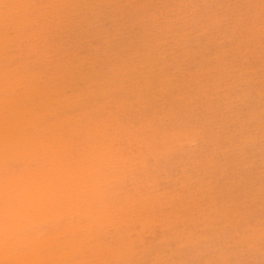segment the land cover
<instances>
[{
    "label": "rangeland",
    "instance_id": "rangeland-1",
    "mask_svg": "<svg viewBox=\"0 0 264 264\" xmlns=\"http://www.w3.org/2000/svg\"><path fill=\"white\" fill-rule=\"evenodd\" d=\"M2 1L0 185L34 182L0 197L9 261L32 244L31 264H264V0Z\"/></svg>",
    "mask_w": 264,
    "mask_h": 264
},
{
    "label": "bare ground",
    "instance_id": "bare-ground-1",
    "mask_svg": "<svg viewBox=\"0 0 264 264\" xmlns=\"http://www.w3.org/2000/svg\"><path fill=\"white\" fill-rule=\"evenodd\" d=\"M3 1H4V0H3ZM3 1H2V5H3ZM56 1H57V0H56ZM62 1H63V0H62ZM80 1H81V0H80ZM204 1H205V0H204ZM25 2H26V0H25ZM91 2H93V1H91ZM151 2H152V1H151ZM0 3H1V2H0ZM5 3H6V0H5ZM165 3L167 4V2H165ZM169 3H170V1H169ZM200 3H201V2H200ZM202 3H203V2H202ZM253 3H254V2H253ZM28 4H29V3H28ZM91 4H92V3H91ZM145 4H146V3H145ZM152 4H153V3H152ZM162 4H163V3H162ZM184 4H185V3H184ZM203 4H204V3H203ZM4 5H6V4H4ZM25 5H26V4H25ZM73 5H74V4H73ZM177 5H178V4H177ZM185 5H186V4H185ZM236 5H237V4H236ZM0 6H1V5H0ZM57 6H58V5H57ZM81 6H82V5H81ZM164 6H165V5H164ZM4 7H5V6H4ZM6 7H7V6H6ZM26 7H27V6H26ZM33 7H34V6H33ZM155 7H156V6H155ZM167 7H168V6H167ZM171 7H172V6H171ZM181 7H182V6H181ZM181 7H180V8H181ZM184 7H185V6H184ZM232 7H233V6H232ZM261 7H262V6H261ZM37 8H38V7H37ZM37 8H36V9H37ZM77 8H78V7H77ZM149 8H150V7H149ZM187 8H188V7H187ZM195 8H196V7H195ZM24 9H25V8H24ZM79 9H80V8H79ZM225 9H226V8H225ZM26 10H27V9H25V11H26ZM177 10H178V9H177ZM184 10H185V9H184ZM203 10H204V9H203ZM180 11H181V10H180ZM193 11H194V10H193ZM9 12H10V9H9ZM28 12H29V10H28ZM259 12H260V11H259ZM11 13H12V12H11ZM11 13H9V14H11ZM25 13H27V12H25ZM38 13H39V12H38ZM150 13H151V12H150ZM160 13H161V12H160ZM165 13H166V10H165ZM171 13H172V12H170V14H171ZM189 13H190V12H189ZM194 13H195V12H194ZM226 13H227V12H226ZM7 14H8V13H7ZM66 14H67V13H66ZM195 14H196V13H195ZM27 15H28V13H27ZM165 15H166V14H165ZM183 15H184V14H183ZM185 15H186V14H185ZM185 15H184V16H185ZM257 15H258V14H257ZM28 16H29V15H28ZM28 16H27V17H28ZM34 16H36V15H34ZM34 16H33V18H34ZM79 16H80V15H79ZM161 16H162V15H161ZM184 16H183V17H184ZM187 16H188V15H187ZM229 16H230V15H229ZM99 17H100V16H99ZM177 17H178V16H177ZM226 17H227V15H226ZM226 17H225V18H226ZM21 18H22V17H21ZM36 18H37V17H36ZM81 18H82V17H81ZM200 18H201V17H200ZM28 19H29V18H28ZM67 19H69V18H67ZM70 19H71V18H70ZM70 19H69V20H70ZM191 19H192V18H191ZM261 19H262V18H261ZM86 20H87V19H86ZM166 21H167V20H166ZM183 21H184V19H183ZM256 21H257V19H256ZM16 22H17V21H16ZM21 22H22V21H21ZM27 22H28V21H27ZM70 22H71V21H70ZM197 22H198V21H197ZM17 23H19V22H17ZM68 23H69V22H68ZM74 23H75V22H74ZM85 23H86V22H85ZM155 23H156V22H155ZM190 23H191V22H190ZM22 24H23V22H22ZM24 24H25V23H24ZM34 24H37V23H34ZM38 24H39V23H38ZM65 24H66V23H65ZM69 24H70V23H69ZM71 24H72V23H71ZM183 24H184V23H183ZM219 24H220V23H219ZM160 25H161V24H160ZM166 25H167V24H166ZM173 25H174V23H173ZM6 26H7V25H6ZM40 26H41V25H40ZM56 26H57V25H56ZM156 26H157V25H156ZM184 26H185V25H184ZM186 26H187V25H186ZM2 27H4V25L1 26V28H2ZM11 27H12V26H11ZM62 27H64V26H62ZM79 27H80V26H79ZM164 27H165V26H164ZM167 27H168V26H167ZM52 28H53V27H52ZM70 28H71V27H70ZM263 28H264V27H263ZM22 29H23V28H22ZM64 29H65V28H64ZM71 29H72V28H71ZM260 29H261V28H260ZM19 30H20V29H19ZM39 30H40V29H39ZM34 31H35V30H34ZM82 31H84V30H82ZM161 31H162V30H161ZM38 32H39V31H38ZM49 32H50V31H49ZM59 32H60V31H59ZM75 32H76V31H75ZM165 32H166V30H165ZM33 33H34V32H33ZM92 33H93V32H92ZM144 33H145V32H144ZM157 33H158V32H157ZM161 33H162V32H161ZM52 34H53V33H52ZM52 34H51V35H52ZM56 34H57V33H56ZM63 34H64V33H63ZM69 34H70V33H69ZM159 34H160V33H159ZM27 35H28V34H27ZM31 35H32V32H31V34H30L29 36H31ZM165 35H166V34H165ZM165 35H164V36H165ZM167 35H168V34H167ZM255 35H256V34H255ZM24 36H25V35H24ZM43 36H45V35H43ZM74 36H75V34H74ZM105 36H106V35H105ZM160 36H162V35H160ZM184 37H185V36H184ZM78 38H79V37H78ZM169 38H170V37H169ZM180 38H181V37H180ZM32 39L34 40V37H32ZM1 40H2V39H1ZM27 40H28V39H27ZM46 40H47V39H46ZM60 40H61V39H60ZM64 40H65V39H64ZM146 40H147V39H146ZM153 40H154V39H153ZM30 41H31V40H30ZM35 41H36V40H35ZM61 41H62V40H61ZM4 42H5V41H4ZM41 42H42V41H41ZM72 42H73V41H72ZM129 42H130V41H129ZM9 43H10V42H9ZM29 43H30V42H29ZM35 43H36V42H35ZM55 43H56V42H55ZM102 43H103V42H102ZM3 44H4V43H3ZM3 44H2V45H3ZM68 44H69V43H68ZM72 44H73V43H72ZM263 44H264V43H263ZM2 45H1V46H2ZM33 45H34V44H33ZM55 45H56V44H55ZM1 46H0V47H1ZM19 46H20V45H19ZM68 46H69V45H68ZM82 46H83V45H82ZM16 47L19 48L18 46H16ZM36 48H37V46H36ZM63 48H64V47H63ZM68 48H69V47H68ZM9 49H10V48H9ZM161 49H162V48H161ZM44 50H45V49H44ZM53 50H55V49H53ZM62 50H64V49H62ZM31 51H32V50H31ZM48 51H49V50H48ZM51 51H52V50H51ZM59 52H60V51H59ZM67 52H68V51H67ZM92 52H93V51H92ZM34 53H35V52H34ZM53 53H54V52H53ZM74 53H75V52H74ZM40 54H41V53H40ZM67 54H68V53H67ZM44 55H45V53H44ZM217 55H218V54H217ZM247 55H248V54H247ZM42 56H43V55H42ZM46 56H47V54L45 55V57H46ZM132 56H133V55H132ZM49 57H50V56H49ZM82 57H83V56H82ZM149 57H150V56H149ZM174 57H175V55H174ZM251 58H252V57H251ZM214 59H215V58H214ZM135 60H136V59H135ZM68 61H69V60H68ZM188 61H189V60H188ZM223 61H224V60H223ZM60 63H61V62H60ZM79 63H80V62H79ZM223 63H224V62H223ZM226 63H227V62H226ZM8 64H9V63H8ZM8 64H7V65H8ZM59 65H60V64H59ZM241 65H242V64H241ZM119 66H120V64H119ZM230 66H231V65H230ZM246 66H247V65H246ZM7 67H8V66H7ZM139 67H140V66H139ZM11 68H12V67H11ZM11 68H10V69H11ZM14 68H15V67H14ZM59 68H60V67H59ZM59 68H58V69H59ZM181 68H182V67H181ZM196 68H197V67H196ZM198 68H199V67H198ZM10 69H7V70H10ZM64 69H65V68H64ZM70 69H71V68H70ZM121 69H122V68H121ZM214 69H215V68H214ZM4 70H5V69H4ZM7 70H6V71H7ZM15 70H16V69H15ZM66 70H67V69H66ZM124 70H125V69H124ZM133 70H134V69H133ZM198 70H199V69H198ZM201 70H202V68H201ZM231 70H232V69H231ZM21 71H22V69H21ZM21 71H20V72H21ZM23 71H24V69H23ZM240 71H241V70H240ZM13 72H14V71H13ZM79 72H80V71H79ZM181 72H182V71H181ZM24 73H25V72H24ZM29 73H30V72H29ZM33 73H34V72H33ZM50 73H51V72H50ZM139 73H140V72H139ZM198 73H199V72H198ZM15 74H17V73H15ZM30 74H31V73H30ZM13 75H14V74H13ZM17 75H19V74H17ZM27 75H28V74H27ZM32 75H33V74H32ZM151 75H152V74H151ZM172 75H173V74H172ZM201 75H203V74H201ZM224 75H225V74H224ZM7 76H8V75H7ZM24 76H25V75H24ZM173 76H174V75H173ZM178 76H179V75H178ZM4 77H5V76H4ZM142 77H143V76H142ZM229 77H230V76H229ZM15 78H16V77H15ZM26 78H28V77H26ZM173 78H175V77H173ZM200 78H201V77H200ZM3 79H4V78H3ZM17 79H18V78H17ZM22 79H25V78H22ZM35 79H36V78H35ZM52 79H53V78H52ZM163 79H164V78H163ZM176 79H177V78H176ZM198 79H199V78H198ZM220 79H221V78H220ZM14 80H15V79H14ZM36 80H37V79H36ZM145 80H146V79H145ZM21 81H22V80H21ZM221 81H222V80H221ZM10 82H11V81H10ZM12 82H13V83H12V85H13L15 81H12ZM27 82H28V81H27ZM33 82H34V80H33ZM5 83H6V82H5ZM29 83H30V82H29ZM215 83H216V82H215ZM253 84H254V82H253ZM10 85H11V84H10ZM12 85H11V86H12ZM31 85H33V84H31ZM31 85H30V87H31ZM43 85H44V84H43ZM130 85H131V84H130ZM5 86H6V85H5ZM218 86H219V85H218ZM6 87H7V86H6ZM6 87H5V88H6ZM17 87H18V86H17ZM226 87H227V86H226ZM8 88H9V87H8ZM8 88H7V89H8ZM11 88H13V90H14L15 87H11ZM23 88H24V87H23ZM27 88H29V87H27ZM198 88H199V87H198ZM201 88H202V87H201ZM15 89H16V88H15ZM146 89H147V88H146ZM10 90H11V92H12V89H10ZM121 90H122V89H121ZM178 90H179V89H178ZM216 90H217V89H216ZM2 91H3V90H2ZM8 92H9V90H8ZM8 92H6V93H8ZM14 93H16V92H14ZM14 93H13V94H14ZM29 93H30V92H29ZM229 93H230V92H229ZM33 94H34V93H33ZM90 94H91V93H90ZM160 94H161V93H160ZM170 94H171V93H170ZM219 94H220V93H219ZM30 95H31V94H30ZM144 95H145V94H144ZM227 95H228V94H227ZM144 97H145V96H144ZM263 97H264V96H263ZM11 98H13V97H11ZM15 98H16V96H15ZM236 98H237V96H236ZM131 99H132V98H131ZM85 100H86V99H85ZM0 101H1V100H0ZM204 101H205V100H204ZM204 101H203V102H204ZM143 102H144V101H143ZM140 103H141V102H140ZM9 104H10V103H9ZM17 104H18V103H17ZM184 104H185V103H184ZM229 107H230V106H229ZM178 109H179V108H178ZM229 109H230V108H229ZM53 110H54V109H53ZM181 110H182V109H181ZM258 110H259V109H258ZM29 111H30V110H29ZM49 111H50V110H49ZM1 112H2V111H1ZM172 112H173V111H172ZM176 112H177V111H176ZM222 112H223V111H222ZM29 113H30V112H29ZM30 114H31V113H30ZM215 114H216V113H215ZM185 115H186V114H185ZM239 115H240V114H239ZM44 118H45V116H44ZM175 119H176V118H175ZM253 119H254V118H253ZM39 120H41V119H39ZM249 120H250V119H249ZM37 121H38V120H37ZM3 122H4V121H3ZM201 122H202V121H201ZM21 123H22V122H21ZM161 123H162V122H161ZM167 123H168V122H167ZM229 123H230V122H229ZM241 123H242V122H241ZM247 123H248V122H247ZM162 124H163V123H162ZM183 125H184V124H183ZM253 125H254V124H253ZM227 126H228V125H227ZM23 127H24V126H23ZM206 127H207V126H206ZM212 127H213V126H212ZM217 127H218V126H217ZM14 128H15V127H14ZM79 128H80V127H79ZM242 128H243V127H242ZM242 128H241V129H242ZM251 128H252V127H251ZM23 129H24V128H23ZM209 129H210V128H209ZM2 130H3V129H2ZM246 130H247V129H246ZM248 130H249V129H248ZM6 131H7V130H6ZM13 131H14V130H13ZM4 132H5V131H4ZM177 132H179V131H177ZM214 132H215V131H214ZM26 133H27V132H26ZM55 133H56V132H55ZM55 133H54V134H55ZM100 133H101V132H100ZM6 134H7V133H6ZM174 134H175V133H174ZM254 134H255V133H254ZM14 135H15V134H14ZM215 135H216V134H215ZM250 135H251V134H250ZM0 136H1V135H0ZM45 136H46V135H45ZM52 136H53V135H52ZM52 136H51V137H52ZM56 136H57V135H56ZM178 136H179V135H178ZM51 137H49V138H51ZM49 138H48L47 140H49ZM53 138H54V137H53ZM59 138H60V137H59ZM96 138H97V137H96ZM34 139H35V138H34ZM43 139H44V138H43ZM45 139H46V138H45ZM45 139H44V140H45ZM56 139H57V137H56ZM142 139H143V138H142ZM175 139H176V138H175ZM212 139H213V138H212ZM212 139H211V140H212ZM23 140H24V139H23ZM51 140H52V139H51ZM51 140H50V141H51ZM69 140H70V139H69ZM72 140H73V139H72ZM72 140H71V142H72ZM97 140H98V139H97ZM97 140H96V141H97ZM40 141H42V140H40ZM96 141H95V142H96ZM164 141H165V140H164ZM1 142H2V141H1ZM20 142H21V141H20ZM30 142H31V141H30ZM32 142H33V141H32ZM51 142H52V141H51ZM53 142H54V141H53ZM22 143H23V142H22ZM36 143H37V142H36ZM47 143H48V142H47ZM49 143H50V142H49ZM116 143H117V142H116ZM135 143H136V142H135ZM140 143H141V142H140ZM143 143H145V142H143ZM211 143H212V142H211ZM216 143H217V142H216ZM24 144H25V143H24ZM52 144H54V143H52ZM164 144H165V143H164ZM11 145H12V144H11ZM45 145H46V144H45ZM57 145H59V144L56 143V146H57ZM24 146H25V145H24ZM33 146H34V145H33ZM48 146L51 147V145H49V144H48ZM52 146H54V145H52ZM56 146H55V147H56ZM65 146H66V145H65ZM112 146H113V145H112ZM147 146H148V145H147ZM30 147H31V146H30ZM52 148H54V147H52ZM119 148H120V147H119ZM242 148H243V147H242ZM74 149H75V148H74ZM123 149H124V148H123ZM127 149H128V148H127ZM30 150H31V149H30ZM84 150H85V149H84ZM86 150H87V148H86ZM139 150H140V149H139ZM145 150H146V149H145ZM21 151H22V150H21ZM53 151H55V150H53ZM91 151H93V150H91ZM137 151H138V150H137ZM43 152H44V151H43ZM88 152H89V151H88ZM93 152H94V151H93ZM93 152H92V153H93ZM106 152H108V150H107ZM115 152H116V151H115ZM115 152H114V153H115ZM130 152H131V151H130ZM148 152H149V151H148ZM18 153H19V152H18ZM188 153H189V152H188ZM94 154H95V153H94ZM124 154H126V153H124ZM16 155H18V154H16ZM115 155H116V154H115ZM136 155H137V154H136ZM27 156H28V155H27ZM65 156H66V154H65ZM101 156H102V154H101ZM125 156H127V155H125ZM128 156H129V155H128ZM226 156H227V155H226ZM33 157H34V156H33ZM43 157H44V156H43ZM61 157H62V156H61ZM99 157H100V156H99ZM103 157H104V156H103ZM85 158H86V157L84 156V159H85ZM92 158H93V157H92ZM95 158H97V157H95ZM101 158H102V157H101ZM104 158H107V157H104ZM125 158H127V157H125ZM128 158H129V157H128ZM169 158H170V157H169ZM3 159H4V158H3ZM80 159H81V158H80ZM82 159H83V158H82ZM84 159H83V160H84ZM88 159H89V157H88ZM116 159H117V158H116ZM121 159H122V158H121ZM134 159H135V158H134ZM37 160H38V158H37ZM92 160H94V158H93ZM105 160H106V159H105ZM123 160H124V159H123ZM127 160H129V159H127ZM130 160H131V159H130ZM163 160H164V159H163ZM53 161H55V160H53ZM66 161H67V160H66ZM88 161H89V160H88ZM97 161H98V160H97ZM100 161H102V159H100ZM114 161H115V159H114ZM120 161H121V160H120ZM140 161H141V160H140ZM213 161H214V160H213ZM29 162H30V161H29ZM70 162H71V161H70ZM86 162H87V161L85 160V163H86ZM95 162H96V161H95ZM118 162H119V161H118ZM121 162H122V161H121ZM7 163H8V162H7ZM73 163H74V162H73ZM82 163L84 164V162H82ZM101 163L103 164V162H101ZM104 163H105V162H104ZM133 163H134V162H133ZM133 163H132V164H133ZM5 164H6V163H5ZM44 164H45V163H44ZM57 164H58V163H57ZM60 164H61V163H60ZM68 164H69V163H68ZM78 164H79V163H78ZM98 164L100 165V163H98ZM50 166H51V165H50ZM61 166H62V165H61ZM83 166H84V165H83ZM83 166H82V167H83ZM85 166H86V165H85ZM88 166H89V165H88ZM100 166H101V165H100ZM115 166H116V165H115ZM117 166H118V165H117ZM3 167H4V166H3ZM40 167H41V166H40ZM43 167H44V166H43ZM46 167H47V166H46ZM53 167H54V166H53ZM55 167H56V165H55ZM103 167H104V166H103ZM106 167H108V166H106ZM111 167H112V166H111ZM33 168H34V167H33ZM61 168H62V167H61ZM88 168H89V167H88ZM100 168H101V167H100ZM100 168H98V169H100ZM104 168H105V167H104ZM129 168H130V167H129ZM151 168H152V167H151ZM5 169H6V168H5ZM31 169H32V168H30V170H31ZM45 169H46V168H45ZM58 169H59V168H58ZM86 169H87V168H86ZM109 169H110V168H109ZM243 169H244V168H243ZM2 170H3V169H2ZM36 170H37V169H36ZM43 170H44V169H43ZM80 170H81V169H80ZM96 170H97V169H96ZM33 171H34V170H33ZM44 171H45V170H44ZM55 171H56V170H55ZM63 171H64V170H63ZM77 171H78V170H77ZM87 171H88V170H87ZM89 171H90V170H89ZM215 171H217V170H215ZM223 171H224V170H223ZM35 172H37V171H35ZM46 172H47V171H46ZM75 172H76V171H75ZM90 172H93V171H90ZM101 172H102V171H101ZM111 172H112V171H111ZM121 172H122V171H121ZM121 172H120V173H121ZM0 173H1V171H0ZM23 173H24V171H23ZM30 173H31V172H30ZM32 173H33V172H32ZM38 173H39V172H38ZM50 173H51V172H50ZM50 173H49V174H50ZM58 173H59V172H58ZM69 173H70V172H69ZM73 173H74V172H73ZM80 173H81V172H80ZM80 173H79V174H80ZM84 173H85V172H84ZM103 173H104V172H103ZM106 173H107V172H106ZM128 173H130V172H128ZM7 174H8V172H7ZM21 174H22V173H21ZM25 174H26V173H25ZM25 174H24V175H25ZM27 174H28V173H27ZM47 174H48V173H47ZM86 174H87V172H86ZM91 174H92V173H91ZM96 174H97V172H96ZM115 174H117V173H115ZM126 174H127V173H126ZM126 174H125V175H126ZM2 175H3V173H2ZM2 175H1V176H2ZM36 175H37V174H36ZM42 175H43V174H42ZM63 175H65V173H64ZM108 175H109V174H108ZM122 175H123V174H122ZM202 175H203V174H202ZM3 176H4V175H3ZM15 176H16V175H15ZM15 176H14V177H15ZM17 176H19V177H17V179H16V177H15V179L17 180L16 182H14V183H12V184H9V182L11 181V180H10V181L4 182V184L2 183V185H0V186L2 187V188H0V197H1V198H6L5 196H8L7 199L10 200L11 197H13V196H15V195H16V196H18V195L23 196V198L25 197L26 199H27L30 195H31V197H33L32 195H33L34 193L32 192L33 194H30V193L28 192L30 195H27V194H28L27 191L29 190V187H30V186L32 187L31 184L34 183V182L31 183L32 180H29V182H26V181L24 182V179H23V177H22L23 175H21V177H22L23 180H21V179L18 180V178H20V175H17ZM27 176H28V175H27ZM27 176L25 175L24 177H27ZM32 176H33V175H32ZM34 176H35V175H34ZM45 176H46V175H45ZM70 176H71V175H70ZM70 176H69V177H70ZM97 176H98V175H97ZM99 176H100V174H99ZM99 176H98V177H99ZM102 176H103V175H102ZM4 177H5V176H4ZM12 177H13V176H12ZM61 177H62V176H61ZM69 177H68V178H69ZM71 177H72V176H71ZM88 177H89V176H88ZM103 177H104V176H103ZM113 177H114V176H113ZM44 178H45V177H44ZM59 178H60V177H59ZM59 178H58V179H59ZM77 178H78V177H77ZM82 178H83V177H82ZM89 178H91V177H89ZM101 178H102V177H101ZM214 178H215V177H214ZM2 179H3V178H2ZM2 179H1V180H2ZM7 179H9L8 176H7ZM7 179H5V181H6ZM15 179L13 178L11 182H13ZM31 179H32V178H31ZM36 179H37V178H36ZM46 179H47V177H46ZM49 179H51V178L49 177ZM69 179H70V178H69ZM98 179H99V178H98ZM116 179H117V178H116ZM120 179H121V178H120ZM120 179H119V180H120ZM1 180H0V181H1ZM37 180H39V178H38ZM41 180H42V179H41ZM41 180H40V181H41ZM88 180H89V179H88ZM93 180H94V182L96 181L95 179H93ZM123 180H124V179H123ZM33 181H35V180H33ZM44 181H45V180H44ZM61 181H62V180H61ZM61 181H60V182H61ZM76 181H77V180H76ZM78 181H79V178H78ZM97 181H98V180H97ZM129 181H130V180H129ZM85 182H86V181H85ZM85 182H84V183H85ZM103 182H106V181L104 180ZM39 183H40V182H39ZM41 183H42V182H41ZM43 183H46V182H43ZM47 183H50V181L48 182V179H47ZM80 183H81V182H80ZM91 183H92V182H91ZM113 183H114V182H113ZM119 183H120V182H119ZM51 184H52V182H51ZM61 184H62V183H61ZM75 184H76V183H75ZM77 184L79 185L78 182H77ZM109 184H112V183L109 182L108 185H109ZM10 185H12V186H11L10 189H9V186H10ZM39 185H40V184H39ZM41 185H42V184H41ZM43 185H45V184H43ZM52 185H53V184H52ZM62 185H63V184H62ZM64 185H65V184H64ZM71 185H73V184H71ZM85 185H86V184H85ZM88 185H89V184H88ZM102 185H103V184H102ZM106 185H107V182H106ZM236 185H237V184H236ZM69 186H70V185H69ZM80 186H81V185H80ZM82 186H83V185H82ZM109 186H110V185H109ZM123 186H124V185H123ZM60 187H61V186H60ZM114 187H116V184H115ZM228 187H229V186H228ZM42 188H43V187H39L38 185L35 186V190L37 189L36 191H34L35 194H37V193H38V194H40V193H42V194L45 193V194H46V193H47V195H48V192H44V190H42ZM47 188H48V187H47ZM50 188H52V187H50ZM61 188H63V190L65 189L64 187H61ZM76 188H77V187L75 186V189H76ZM105 188H107V187L105 186ZM120 188H121V187H120ZM31 189L33 190V188H31ZM39 189H40V190H39ZM86 189H87V188H86ZM86 189H84L83 191H85ZM100 189H101V188H100ZM7 190H9V191H7ZM45 190H47V189H45ZM63 190H62V191H63ZM90 190H91V189H90ZM90 190H89V191H90ZM105 190H106V189H105ZM108 190H109V189H108ZM108 190H107V191H108ZM115 190H116V189H115ZM229 190H230V189H229ZM29 191H30V190H29ZM54 191H56V190H54ZM77 191H78V190H77ZM86 191H87V190H86ZM99 191H101V190H99ZM103 191H104V188H103ZM111 191H112V189H111ZM137 191H138V190H137ZM67 192H68V191H67ZM108 192H109V191H108ZM213 192H214V191H213ZM26 193H27V194H26ZM55 193H56V192H55ZM55 193L53 194V192H52L53 195H55ZM82 193H83V192H82ZM94 193H95V192H94ZM97 193H98V192H97ZM99 193H100V192H99ZM101 193H102V192H101ZM62 194H63V193H62ZM69 194H70V192H69ZM69 194H68V195H69ZM72 194H73V193H72ZM87 194H88V193H86V195H87ZM89 194H90V193H89ZM103 194L105 195V193H103ZM106 194H107V193H106ZM120 194H121V193H120ZM127 194H128V193H127ZM139 194H140V193H139ZM40 195H41V194H40ZM47 195H46V196H47ZM49 195H50V192H49ZM59 195H60V193H59ZM65 195H66V194H65ZM84 195H85V193H84ZM86 195H85V197H86ZM129 195H130V194H129ZM141 195H142V194H141ZM207 195H208V194H207ZM20 196H19V197H20ZM41 196H42V195H41ZM51 196H52V195H51ZM55 196H56V195H55ZM79 196H80V195H79ZM109 196H110V195H109ZM115 196H116V195H115ZM138 196H139V195H138ZM213 196H214V195H213ZM31 197H30V199H31ZM36 197H37V196H36ZM38 197H39V195H38ZM38 197H37V198H38ZM42 197H44V196H42ZM49 197H50V196H49ZM52 197H53V196H52ZM57 197H58V196H57ZM59 197H62V196H59ZM65 197H66V196H64V198H65ZM68 197H69V196H68ZM68 197H67V198H68ZM81 197H82V196H81ZM83 197H84V196H83ZM91 197H92V196H91ZM91 197H90V198H91ZM140 197H141V196H140ZM207 197H208V196H207ZM23 198H22V199H23ZM34 198H35V197H34ZM54 198L56 199V197H54ZM72 198H73V197H72ZM108 198H109V197H108ZM108 198H107V199H108ZM113 198H115V197H113ZM116 198H118V197H116ZM116 198H115V199H116ZM123 198H124V197H123ZM137 198H138V197H137ZM12 199H13V198H12ZM20 199H21V198H20ZM26 199H25V200H26ZM30 199H29V200H30ZM39 199H40V198H39ZM42 199H43V198H42ZM52 199H53V198H52ZM57 199H58V198H57ZM61 199H62V198H61ZM76 199H77V198H76ZM76 199H75V200H76ZM80 199H81V198H80ZM93 199H94V198H93ZM95 199H96V198H95ZM128 199H129V198H128ZM35 200H38V199H35ZM35 200H33V201H35ZM40 200H41V199H40ZM49 200H50V201H53V200H51V199H49ZM63 200H64V199H63ZM75 200H74V201H75ZM132 200H133V198H132ZM20 201H21V200H20ZM33 201H32V202H33ZM50 201H49V202H50ZM56 201L58 202V200H56ZM71 201H72V200H71ZM89 201H90V200H89ZM102 201H103V203H104V200H102ZM102 201H101V202H102ZM110 201H111V200H110ZM153 201H154V200H153ZM18 202H19V198H18ZM39 202H40V201H39ZM45 202H46V201H45ZM47 202H48V201H47ZM54 202H55V201H54ZM54 202H53V203H54ZM59 202H60V200H59ZM72 202H73V201H72ZM79 202H80V201H79ZM99 202H100V201H99ZM149 202H150V201H149ZM3 203H4V202H3ZM3 203H2V204H3ZM14 203H15V202H14ZM14 203H13V204H14ZM35 203H36V201H35ZM40 203H42V202H40ZM64 203H65V201H64ZM93 203H94V202H93ZM97 203H98V202H97ZM105 203H106V202H105ZM125 203H126V202H125ZM236 203H237V202H236ZM4 204H5V203H4ZM15 204H16V203H15ZM30 204H32V203H28V201H27L26 203H23V202L20 203V202H19L18 207H17V205L15 206V207H17L16 210H15V208L13 207V209H14V212H13V215H12L13 218H14V216H16V215L18 216V215L20 214L21 216H25V217H27V218L30 216V217H29V219H30L33 215H35V214L32 215V212H34V211H33L34 208L31 209V207H30V208L28 207ZM76 204H77V201H76ZM85 204H86V203H85ZM90 204H91V203H90ZM107 204H108V203H107ZM111 204H112V202H111ZM123 204H124V203H123ZM141 204H142V203H141ZM148 204H149V203H148ZM10 205H11V204H10ZM32 205L34 206V204H32ZM45 205L47 206V204H45ZM45 205H44V206H45ZM49 205H50V204H49ZM53 205H54V204H53ZM59 205H60V203H59ZM61 205H63V204L61 203ZM61 205H60V206H61ZM81 205H83V204H81ZM81 205H80V207H81ZM97 205H98V204H97ZM99 205H100V204H99ZM101 205H102V204H101ZM146 205H147V204H146ZM151 205H152V204H151ZM36 206H37V205H36ZM50 206H51V205H50ZM57 206H58V204H57ZM67 206H68V205H67ZM72 206H73V204H72ZM72 206H71V207H72ZM102 206H103V205H102ZM112 206H113V205H112ZM129 206H130V205H129ZM129 206H128V207H129ZM4 207H5V206H4ZM9 207H10V206H9ZM40 207H41V206H40ZM53 207H55V206H53ZM74 207L76 208V205H75V204H74ZM86 207H87V206H86ZM88 207L90 208V206H88ZM91 207H92V206H91ZM113 207H114V206H113ZM143 207H145V205H144ZM38 208H39V206L37 207V209H38ZM60 208H61V207H60ZM62 208H63V206H62ZM93 208L96 209V207H93ZM99 208H100V207H99ZM119 208H120V207H119ZM150 208H151V207H150ZM243 208H244V207H243ZM248 208H249V207H248ZM46 209H49V207L47 206V208H41V209L39 210V211H41V212H39V211H38V212H39L40 214H43V213H44V210H46ZM55 209H56V208H55ZM66 209H67V208H66ZM78 209H79V211H80V208H78ZM91 209H92V208H91ZM102 209H103V208H102ZM104 209H105V208H104ZM111 209H112V208H111ZM120 209H121V208H120ZM124 209H125V208H124ZM126 209H127V208H126ZM251 209H252V208H251ZM52 210H53V209H52ZM56 210H57V209H56ZM68 210H69V208H68ZM73 210H75V209H73ZM76 210H77V209H76ZM96 210H97V209H96ZM96 210H95V212H96ZM128 210H129V209H128ZM131 210H133V209H131ZM49 211H50V210H49ZM64 211H65V210H64ZM71 211H72V209L70 210V212H71ZM79 211L77 210V213H78ZM84 211H85V210H84ZM88 211L90 212V209H88ZM93 211H94V209H93ZM97 211H98V210H97ZM104 211H106V209H105ZM126 211H127V210H126ZM47 212H48V210H47ZM56 212H57V211H56ZM68 212H69V211H68ZM72 212H73V211H72ZM81 212H82V211H81ZM111 212H112V211H111ZM114 212H115V211H114ZM114 212H113V213H114ZM1 213H2V212H1ZM5 213H6V212H5ZM5 213H4V215H5ZM7 213H8V214H11V213H12V210H11V209L8 210ZM14 213H15V214H14ZM18 213H19V214H18ZM35 213H36V212H35ZM50 213H51V212H50ZM58 213H60V211H59ZM77 213H76V214H77ZM85 213H86V212H85ZM103 213H104V212H103ZM105 213H106V212H105ZM105 213H104V214H105ZM36 214L38 215V213H36ZM55 214H56V213H55ZM80 214H81V213H80ZM92 214H93V213H92ZM98 214H99V213H97V215H98ZM115 214H116V213H115ZM37 215L34 216V217H37ZM52 215H54V212H53ZM52 215H51L50 217H52ZM82 215H83V214H82ZM89 215H90V214H89ZM150 215H151V214H150ZM63 216H64V215H63ZM70 216H71V215H70ZM249 216H250V215H249ZM19 217H20V216H18V221L21 223L22 220L20 221ZM25 217H24V218H25ZM38 217H39V216H38ZM41 217H43V216L41 215L40 218H41ZM50 217H49V218H50ZM100 217H101V215H100ZM119 217H120V216H119ZM129 217H130V216H129ZM242 217H243V216H242ZM32 218H33V217H32ZM40 218L38 219V221L40 220ZM56 218H57V217H56ZM60 218H61V217H60ZM66 218H67V217H66ZM70 218H71V217H70ZM82 218H83V217H82ZM107 218H108V216H107ZM111 218L113 219V217H111ZM115 218H116V217H115ZM130 218H131V217H130ZM135 218H136V217H135ZM25 219H26V218H25ZM29 219H27V220H29ZM58 219H59V217H58ZM61 219H62V218H61ZM98 219H100V218H98ZM122 219H123V217H122ZM142 219H143V218H142ZM146 219H147V218H146ZM34 220H35V219H34ZM41 220H43V218H42ZM51 220H52V219H51ZM83 220H85V219H83ZM135 220H136V219H135ZM6 221H7V220H6ZM23 221H25V220H23ZM38 221H37V222H38ZM44 221H45V220H44ZM44 221H43V222H44ZM67 221H68V220H67ZM70 221H71V220H70ZM99 221H101V220H99ZM103 221H104V220H103ZM109 221H110V220H109ZM116 221H117V220H116ZM4 222H5V221H4ZM10 222H11V221H10ZM31 222H32V221H31ZM41 222H42V221H41ZM79 222H80V221H79ZM79 222H78V223H79ZM84 222H85V221H84ZM86 222H87V221H86ZM96 222H98V220H97ZM112 222H114V221H112ZM123 222H124V221H123ZM17 223H18V222H17ZM45 223H47V222H45ZM45 223H43V224L45 225ZM48 223H49V222H48ZM78 223H77V224H78ZM93 223H95V222H93ZM99 223H100V222H99ZM101 223H102V222H101ZM262 223H264V222H262ZM11 224H14V223H11ZM11 224H9V225H8V224H6V225H2L3 227H0V228H2V229L4 230V232H6V233L9 232V231L11 232V231L13 230V225H11ZM24 224H25V223H24ZM24 224H23V226L26 228L28 222H27V224H25L26 226H25ZM29 224H30V223H29ZM40 224H41V223H40ZM86 224H87V223H86ZM10 225H11V226H10ZM15 225H16V224H15ZM36 225H38V224H36V221H35L34 226L36 227ZM47 225H48V224H46V226H47ZM61 225H62V223H61ZM67 225H68V224H67ZM73 225H74V223H73ZM78 225H79V224H78ZM78 225H77V230H78ZM80 225L82 226L83 224H80ZM90 225H91V224H90ZM90 225L88 224L89 227H90ZM92 225H93V224H92ZM97 225H98V224H97ZM153 225H154V224H153ZM158 225H159V224H158ZM9 226H10V227H9ZM18 226H19V228H20V225H18ZM18 226H17V227H18ZM21 226H22V225H21ZM39 226H40V225H39ZM48 226H49V225H48ZM50 226H51V225H50ZM85 226H86V225H85ZM27 227H28V226H27ZM32 227H33V224H32V226H30V228H32ZM61 227H62V226H61ZM63 227H64V226H63ZM68 227H70V226H68ZM89 227H88V228H89ZM123 227H124V226H123ZM30 228H28V229H30ZM56 228H57V226H56ZM80 228H81V227H80ZM17 229H18V228H16V230L14 229L16 233H17ZM22 229H23V227H22ZM47 229H49V228H47ZM92 229H93V228H92ZM94 229H95V228H94ZM116 229H117V228H116ZM120 229H121V228H120ZM126 229H128V228L126 227ZM32 230H33V229H31V231H32ZM34 230H37V229H34ZM34 230H33V231H34ZM49 230H50V229H49ZM65 230H67V229L65 228ZM69 230H72V231H73L74 229L72 228V229H69ZM69 230H68V231H69ZM84 231H85V230H84ZM89 231H90V230H89ZM167 231H168V230H167ZM4 232H3V233H4ZM13 232H14V231H13ZM13 232L11 233V235L13 234ZM15 232H14L13 235L16 234ZM18 232H19V231H18ZM26 232H27V231H26ZM58 232H59V231H58ZM70 232H71V231H70ZM102 232H103V231H102ZM32 233H34V232H32ZM37 233H38V232H37ZM40 233H41V232H40ZM42 233H43V232H42ZM42 233H41V234H42ZM54 233H55V232H54ZM60 233H62V232H60ZM63 233H64V231H63ZM90 233H92V232H90ZM23 234H24V233H23ZM57 234H58V233H57ZM57 234L55 233V235H57ZM71 234H73V233H71ZM71 234H70V235H71ZM86 234H88V233H86ZM5 235H6V234H5ZM9 235H10V234H9ZM9 235H8V236H9ZM29 235H30V234H29ZM32 235H33V234H32ZM32 235H30V236H32ZM35 235H36V233H35ZM52 235H53V233H52ZM60 235H61V234H59V235H57V236L59 237ZM62 235H63V234H62ZM64 235H65V233H64ZM92 235H93V234H92ZM6 236H7V235H6ZM18 236H19V235H18ZM21 236H22V233H21ZM21 236H20V237H21ZM43 236H44V234H43ZM4 237H5V236H3L2 238H3V239L8 238V237H5V238H4ZM11 237H13V236H11ZM16 237H17V236H16ZM23 237L26 239V237L28 238L29 236H24V235H23ZM23 237H22V240L24 239ZM45 237H47V235H46ZM55 237H56V236H55ZM55 237H54V238H55ZM63 237H64V236H63ZM95 237H96V236H95ZM9 238H10V236H9ZM33 238H34V237H33ZM36 238H37V235H36ZM36 238H35V239H36ZM49 238H50V237H49ZM61 238H62V237H61ZM69 238H70V236H69ZM96 238H97V237H96ZM17 239H20V238H17ZM25 239L23 240V242L25 241ZM30 239H31V238H30ZM35 239H34V240H35ZM38 239H39V238H38ZM51 239H52V238H51ZM51 239H50V240H51ZM58 239H59V238H58ZM65 239H66V238H65ZM65 239H63V240H65ZM75 239L77 240V238H75ZM8 240H9V239H8ZM28 240H29V239H28ZM41 240H42V241L44 240V242H45V238H44V239H41ZM41 240H40V241H41ZM53 240H54V239H53ZM56 240H57V238H56ZM56 240H55V241H56ZM61 240H62V239H61ZM61 240H60V241H61ZM73 240H74V239H73ZM79 240H80V239H79ZM85 240H86V239H85ZM85 240H84V241H85ZM6 241H7V239L5 240V242H6ZM26 241H27V239H26ZM32 241H33V240H32ZM32 241H31V242H32ZM46 241H48L47 238H46ZM66 241H67V240H66ZM96 241H98V240H96ZM100 241H101V240H100ZM216 241H217V240H216ZM0 242H1V241H0ZM3 242H4V241H3ZM3 242H2V243H3ZM5 242H4V243H5ZM7 242H9V241H7ZM14 242H15V240H14ZM17 242H18V241H17ZM44 242H42V243H44ZM53 242H54V241H53ZM58 242H59V241H58ZM73 242H76V241H73ZM73 242H72V243H73ZM21 243H22V242H21ZM28 243H29V241H28ZM55 243H56V242H55ZM64 243H65V242H64ZM67 243H68V242H67ZM72 243H71V244H72ZM88 243H89V242H88ZM11 244H12V243H11ZM13 244H14V243H13ZM34 244L37 245V243H34ZM39 244H40V243H39ZM47 244H48V243H46V245H47ZM52 244H53V243H52ZM56 244H57V243H56ZM82 244H83V243H82ZM82 244H81V245H82ZM95 244H97V243H95ZM131 244H132V243H131ZM0 245H1V244H0ZM2 245H3V244H2ZM2 245H1V246H2ZM25 245H26V242H25ZM46 245H45V246H46ZM67 245H68V244H67ZM73 245H74V244H73ZM78 245H79V244H78ZM85 245H87V244H85ZM99 245H100V244H99ZM120 245H121V244H120ZM1 246H0V259H2L1 261H3V259H5V258H6V260L8 259V261H7L8 264H31V263H33V262H31V258H29L30 255H32L33 253H35V251H37V249H38V251H40V248H37V247H35V245L30 244V246L28 245L29 247H27V248L25 249V252H22L23 254L21 253V255H15V256H12V258H10V260H11V262H10V261H9V258H8V256H9L8 254H12V253H14V252L17 253V252H16L17 250L15 249L16 251H13V252H12V249L9 250L6 246H4L5 248L3 249V247H1ZM18 246H22V244H21V245H18ZM23 246H24V244H23ZM51 246H52V245H51ZM51 246H50V248H52ZM69 246H70V243H69ZM116 246H117V245H116ZM8 247H10V242H9V246H8ZM15 247H17V246L15 245ZM38 247H39V245H38ZM72 247H73V246H72ZM72 247H70V251L73 249ZM74 247H75V246H74ZM81 247H82V246H81ZM96 247H97V246H96ZM118 247H119V246H118ZM118 247H117V248H118ZM41 248L43 249V247H41ZM46 248H47V247H46ZM65 248H66V247H64V249H65ZM68 248H69V247H68ZM71 248H72V249H71ZM82 248H83V247H82ZM88 248H89V247H88ZM7 249H8V250H7ZM13 249H14V248H13ZM48 249H49V248H48ZM56 249H58V248H56ZM61 249H62V248H61ZM80 250H81V249H80ZM87 250H88V249H87ZM41 251H43V250H41ZM45 251H46V250H45ZM56 251H57V250H56ZM58 251H60V250H58ZM66 251H67V250H66ZM74 251H76V248H75ZM104 251H105V250H104ZM131 251H133V250H131ZM11 252H12V253H11ZM62 252H63V251H62ZM62 252H61V253H62ZM67 252H69V251H67ZM67 252H66V253H67ZM80 252H81V251H80ZM84 252H85V251H84ZM101 252H103V251H101ZM111 252H112V251H111ZM125 252H126V251H125ZM19 253H20V252H19ZM39 253H41V252H39ZM64 253H65V252H64ZM72 253H73V252H72ZM77 253H78V251H77ZM17 254H18V253H17ZM41 254H42V253H41ZM69 254H70V253H69ZM69 254H63V255H65V256L68 255V256H69ZM85 254H86V253H85ZM85 254H84V256H85ZM121 254H122V253H121ZM133 254H134V253H133ZM133 254H132V255H133ZM43 255H44V254H43ZM72 255H73V254H72ZM81 255H83V254H81ZM81 255H79V257H80ZM6 256H7V257H6ZM33 256H34V255H33ZM40 256L42 257V255H40ZM40 256H39V258H41ZM46 256H47V255H46ZM49 256H50V255H49ZM57 256H58L59 259H60L59 254H57ZM76 256H78V255H76ZM99 256H100V255H99ZM113 256H114V255H113ZM9 257H10V256H9ZM55 257H56V256H55ZM66 257H67V256H66ZM72 257H73V256H72ZM103 257H104V256H103ZM136 257H137V256H136ZM28 258H29L30 260H29ZM33 258H34V257H33ZM53 258H54V257H53ZM67 258H69V257H67ZM95 258H96V257H95ZM95 258H94V259H95ZM100 258H101V257H100ZM37 259H38V258H37ZM37 259H36V260H37ZM41 259H42V258H41ZM41 259H39V260H41ZM49 259H50V258H49ZM117 259H118V258H117ZM28 260H29V261H28ZM44 260H46V259H44ZM50 260H51V259H50ZM57 260H58V259H57ZM64 260H65V259H64ZM34 261H35V260H34ZM42 261H43V259H42ZM61 261H62V260H61ZM78 261H79V259H78ZM81 261H82V260H81ZM81 261H80V263H81ZM44 262H45V261H44ZM44 262H43V263H44ZM49 262H51V261H49ZM64 262H65V261H64ZM107 262H108V261H107ZM109 262H110V261H109ZM238 262H239V261H238ZM52 263H53V262H52ZM75 263H76V262H75ZM87 263H88V262H87ZM105 263H106V262H105ZM128 263H129V262H128ZM0 264H3V263H0ZM63 264H64V263H63ZM88 264H89V263H88ZM91 264H92V263H91ZM93 264H94V262H93ZM100 264H101V263H100ZM115 264H116V261H115ZM117 264H119V263H117ZM122 264H123V263H122Z\"/></svg>",
    "mask_w": 264,
    "mask_h": 264
}]
</instances>
